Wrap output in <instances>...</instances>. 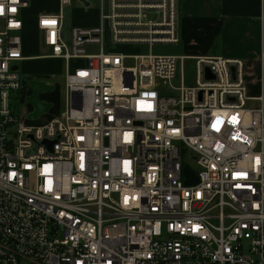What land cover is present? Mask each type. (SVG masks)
I'll return each instance as SVG.
<instances>
[{"label":"built area","instance_id":"1","mask_svg":"<svg viewBox=\"0 0 264 264\" xmlns=\"http://www.w3.org/2000/svg\"><path fill=\"white\" fill-rule=\"evenodd\" d=\"M65 1L36 28L66 106L35 123L14 103L31 4L0 0V264H264V10L252 97L244 60L126 52L178 44L179 0H100L69 42Z\"/></svg>","mask_w":264,"mask_h":264},{"label":"rangeland","instance_id":"2","mask_svg":"<svg viewBox=\"0 0 264 264\" xmlns=\"http://www.w3.org/2000/svg\"><path fill=\"white\" fill-rule=\"evenodd\" d=\"M31 3L30 8L25 13V21L27 28L23 34L26 52H29L33 56L32 60L25 62H20L19 72L24 78H26L31 84L33 79L45 82L52 85L54 88L51 91H43L39 94V98L43 102L52 104L46 114H43L41 118L35 121V123L45 121L48 118L59 116L61 112L65 110L66 106V72L67 64L63 59L47 58L41 57L39 55H45L49 53V50L42 43L41 36H37L36 31L33 28L34 16L36 17V10L40 7H50L52 3L46 0H29ZM91 5L88 9H85L83 4L79 0H73L71 4L66 1L61 3L62 10L64 13V37L66 41H70V31L72 27L76 26H98V13L97 10L100 7V0H89ZM59 4L57 5V10L59 9ZM181 24H180V41L178 44H161L155 45L150 48L149 45H143L141 48L134 50L129 49L126 51L132 55L134 54H154V55H184L193 54L194 51L201 48V44L209 43L210 39L205 38L203 35L195 34L189 39H184L181 35ZM190 43L187 45V43ZM113 47L107 46V50ZM192 59H188L185 62L184 70L186 75H192V69L190 65ZM125 64L127 66H133L135 63L133 60H126ZM258 61L255 64L253 71L249 72L247 68V81L251 83L252 86L255 84L259 85V67ZM258 89V88H256ZM171 89L164 87L161 92L165 95L171 94ZM25 93L29 96L33 89L28 85L24 88ZM257 93V91H255ZM14 103L25 111L33 110L34 105L29 104L27 97L23 99L20 98V91L14 93ZM255 102H251L250 105H254ZM185 161L188 162L195 170L198 171V167L195 164V160L190 152L185 155Z\"/></svg>","mask_w":264,"mask_h":264},{"label":"crops","instance_id":"3","mask_svg":"<svg viewBox=\"0 0 264 264\" xmlns=\"http://www.w3.org/2000/svg\"><path fill=\"white\" fill-rule=\"evenodd\" d=\"M46 1L52 3L51 6L38 8L36 14L57 12L58 0ZM263 10L264 0H179L182 37L187 40L192 35L201 34L210 39L209 43L201 44V48L193 54L184 55H219L228 59H241L245 61L249 72L255 70L257 61L259 67L260 16ZM33 28L37 36H41L36 28L35 16ZM25 54L31 56L29 52H26V48ZM248 86L250 96L259 95L258 84L252 86L248 83Z\"/></svg>","mask_w":264,"mask_h":264},{"label":"water","instance_id":"4","mask_svg":"<svg viewBox=\"0 0 264 264\" xmlns=\"http://www.w3.org/2000/svg\"><path fill=\"white\" fill-rule=\"evenodd\" d=\"M88 5V2H86ZM109 28L107 27V40L109 41ZM17 69V66L15 67ZM27 80H23V85H26ZM31 87L33 88V94L27 97L29 103L34 105L35 110L29 115V118L37 119L42 113L47 112L50 108L51 104L44 103L39 99V94L43 91H51L53 90V86H48L46 83L38 80H33L31 82ZM185 173L187 176L186 183L193 185L198 183V177L188 168H185Z\"/></svg>","mask_w":264,"mask_h":264},{"label":"snow or ice","instance_id":"5","mask_svg":"<svg viewBox=\"0 0 264 264\" xmlns=\"http://www.w3.org/2000/svg\"><path fill=\"white\" fill-rule=\"evenodd\" d=\"M12 11H15V9L13 8V9H11ZM2 11H3V8L2 7H0V13H2Z\"/></svg>","mask_w":264,"mask_h":264}]
</instances>
